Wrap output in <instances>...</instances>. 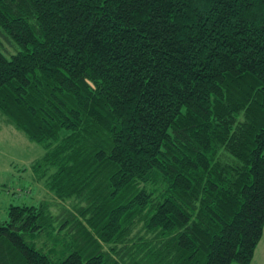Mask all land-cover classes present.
Listing matches in <instances>:
<instances>
[{"label":"trees","instance_id":"16d2710c","mask_svg":"<svg viewBox=\"0 0 264 264\" xmlns=\"http://www.w3.org/2000/svg\"><path fill=\"white\" fill-rule=\"evenodd\" d=\"M3 41L0 114L51 196L8 207L0 264L251 263L264 0H0Z\"/></svg>","mask_w":264,"mask_h":264},{"label":"rangeland","instance_id":"374dc122","mask_svg":"<svg viewBox=\"0 0 264 264\" xmlns=\"http://www.w3.org/2000/svg\"><path fill=\"white\" fill-rule=\"evenodd\" d=\"M3 46L7 52L11 51L6 53L0 46L6 57L18 51L15 44L13 50L4 41ZM43 154L41 146L29 141L0 114V221L7 219L10 205L36 204L50 199L51 194L45 189L43 181H38L32 170V165Z\"/></svg>","mask_w":264,"mask_h":264},{"label":"crops","instance_id":"0c3cea01","mask_svg":"<svg viewBox=\"0 0 264 264\" xmlns=\"http://www.w3.org/2000/svg\"><path fill=\"white\" fill-rule=\"evenodd\" d=\"M250 264H264V227L261 240L255 249L253 259Z\"/></svg>","mask_w":264,"mask_h":264}]
</instances>
